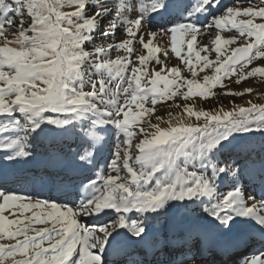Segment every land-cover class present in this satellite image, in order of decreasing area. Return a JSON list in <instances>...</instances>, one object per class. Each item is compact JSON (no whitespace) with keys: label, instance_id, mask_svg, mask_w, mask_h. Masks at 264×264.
<instances>
[{"label":"snow or ice","instance_id":"snow-or-ice-1","mask_svg":"<svg viewBox=\"0 0 264 264\" xmlns=\"http://www.w3.org/2000/svg\"><path fill=\"white\" fill-rule=\"evenodd\" d=\"M158 36L191 78L159 58ZM260 60L252 0H0V264H264V144L259 162L226 154L264 137V103H188L264 78ZM176 98L183 112L153 123Z\"/></svg>","mask_w":264,"mask_h":264},{"label":"rangeland","instance_id":"rangeland-1","mask_svg":"<svg viewBox=\"0 0 264 264\" xmlns=\"http://www.w3.org/2000/svg\"><path fill=\"white\" fill-rule=\"evenodd\" d=\"M222 3L225 5H230L232 3V0H222ZM252 3L257 5V6H264L260 4V0H252ZM240 7H248L250 6L248 3H242L241 5H239ZM205 21H201V23H204ZM257 22H260L259 19H257ZM27 26V25H26ZM204 30L202 29V34L198 35V46L199 47H203L204 45H208L209 48L211 49L212 44L211 41L212 39H214L215 33H216V29L215 28H211L207 30V34H203ZM222 37L227 39L229 38L230 34L228 32H222L221 33ZM145 39L147 40V37H145ZM187 39V37L185 38ZM244 43V38H241L237 41V44L234 45H229L226 46L229 50L232 48H236L241 46ZM154 44L158 45L159 47H161V49L167 50L168 51V56L167 58H165L164 56V52L162 51L161 53H159V58L164 62V64L167 66V68H171L173 66H179L182 69H184V71L182 72V76L190 77V74L187 72L186 68L184 65H182L180 63L179 58L175 57L174 53H171L170 51V40L169 38H162V37H157L154 40ZM137 47H139V45H137ZM186 50V49H185ZM146 54V53H144ZM207 53H201V55H205ZM230 54V51L226 52L225 55ZM183 55V53H182ZM216 54L214 52H211L209 55V59L210 60H215ZM223 59V57H222ZM155 65V61L153 60L150 64H149V70H151V68ZM264 67V60H260V61H254L253 65H250L249 67ZM157 70H159V67L157 66ZM212 69H206L204 72H198V76L196 77L197 80H201L204 75H212ZM235 79L236 77H232L231 80H225V88H220L217 87L216 89H213V92L215 93L214 96H211L208 99H202L199 97H194L192 100L188 101L189 104H194L195 108L194 110H218L220 107H223L224 110H231L232 106H233V101L236 105L239 106H245L247 107V101L251 100L252 102L255 103V101H261L264 102V85L262 84V80L260 77H254V78H249L243 82H241L239 85H237L235 83ZM247 88H252L253 91L251 94H245L242 97H234V99L231 101V95H225L224 93L226 91H244ZM186 90V89H184ZM217 100V101H216ZM173 103H179L181 105H183L185 102L183 100H181L180 98H176L175 101H167L164 103H160L156 106V110L154 115L152 116V122L156 123L155 117L156 116H160L163 119L167 120L169 119L168 113L171 112L173 115H176L177 113H182L183 109L182 108H173L170 107L171 104ZM186 116V114H185ZM194 119V118H193ZM162 127H166V124H162ZM256 136H254L252 139L241 142L236 144L233 148L235 149H230L226 152L227 155L229 156H237L238 153L243 154V151L245 149L248 150V155H250V157L255 160L256 162H259L261 157H262V153H261V145L264 144V139L260 142H258L256 140ZM68 143H72L71 141H69ZM116 143L115 138L113 137L111 140H109L108 144L105 146L104 150L99 153V155L97 156V165L99 169H104L106 164L109 162V157L112 154L113 151V145ZM61 150L67 152L68 151V147L67 144L65 145H61ZM41 148H43V145H41ZM244 161L241 159L240 163H243ZM92 172H88L86 173V175H92ZM113 175H115V173H113ZM251 187H255L257 190L259 188V185H251ZM42 195L47 196V193H43ZM55 195V194H54ZM110 211V210H109ZM105 219H108L107 217ZM261 248V245L258 242H254L253 245L247 249V251L249 253L259 250Z\"/></svg>","mask_w":264,"mask_h":264},{"label":"trees","instance_id":"trees-1","mask_svg":"<svg viewBox=\"0 0 264 264\" xmlns=\"http://www.w3.org/2000/svg\"><path fill=\"white\" fill-rule=\"evenodd\" d=\"M261 80L263 81L262 84L264 85V78H261ZM233 99H234V97H231L230 100L232 101ZM216 101H217V100H216ZM255 103H258V104H259V103H264V102H261V101H255ZM255 136L257 137L256 140H257L258 142H259V141L261 142V141L264 139V137H261L259 134H256Z\"/></svg>","mask_w":264,"mask_h":264}]
</instances>
